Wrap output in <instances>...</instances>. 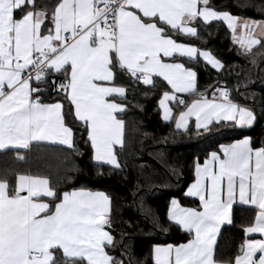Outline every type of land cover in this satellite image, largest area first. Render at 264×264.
<instances>
[{"label":"snow or ice","instance_id":"6c2138e0","mask_svg":"<svg viewBox=\"0 0 264 264\" xmlns=\"http://www.w3.org/2000/svg\"><path fill=\"white\" fill-rule=\"evenodd\" d=\"M211 21L227 25L252 63L264 57V20L217 10L211 0H0V151L48 141L75 152L79 128L92 159L120 169L116 148L123 147L125 121L118 114L126 105L117 101L127 99L128 89L117 74L153 87L154 77L162 78L170 86L159 100L162 119L178 131L187 132L193 116L197 135L213 123L251 126L253 112L226 88H215L211 100L201 94L178 113L169 106L176 93L197 90L196 72L181 60L199 57L216 71L224 68L210 51L175 38L196 37L198 25ZM15 158L25 156L16 151ZM9 174L0 178V264H125L107 251L116 240L106 193H58L40 175L15 172L11 181ZM194 176L186 195L199 207L173 199L168 210L191 238L155 246V264H264V239L247 238L264 234V145L254 147L250 137L220 145L203 163L195 160ZM237 200L255 206V217L243 228L234 260H217L216 236L223 222L231 223Z\"/></svg>","mask_w":264,"mask_h":264},{"label":"trees","instance_id":"16d2710c","mask_svg":"<svg viewBox=\"0 0 264 264\" xmlns=\"http://www.w3.org/2000/svg\"><path fill=\"white\" fill-rule=\"evenodd\" d=\"M54 4L56 0H40ZM217 10L229 11L238 17L264 20V0H211ZM198 49L210 51L224 68L215 71L203 61L181 60L196 74L197 90L185 97V104L193 97L211 96L217 88H226L229 98L249 107L254 115L253 125L247 129L233 126L231 122L213 123L210 132L196 134L193 124L187 132L174 128L173 121L165 123L160 118L158 101L167 86L155 80V86L132 82L127 76L117 74L116 82L127 85V99L118 100L126 105L119 115L125 121L124 144L116 148L120 169L97 164L92 160L90 144L85 143L86 133L74 128L78 151L67 147L32 144L29 150H6L0 152V178L9 170V179L21 172L40 175L58 193L84 188L102 191L112 201L115 248L107 251L125 264H154V245L187 242L191 237L179 226L169 221L167 210L172 199L183 206H197L195 201L184 197V191L194 179V162L202 163L220 145L250 137L254 147L264 143V57L241 54L222 22L198 25V36L175 37ZM45 93V97H47ZM47 101V99L45 100ZM184 104V105H185ZM184 105H181V109ZM71 125V120L69 119ZM16 151L25 159L16 160ZM255 209L233 206L231 223L224 226L218 236L214 255L217 260L232 261L239 254L244 240V226L251 224Z\"/></svg>","mask_w":264,"mask_h":264},{"label":"crops","instance_id":"0c3cea01","mask_svg":"<svg viewBox=\"0 0 264 264\" xmlns=\"http://www.w3.org/2000/svg\"><path fill=\"white\" fill-rule=\"evenodd\" d=\"M212 22H222V21H211V22H209V23H212ZM208 23V24H209ZM223 23V22H222ZM224 24V23H223ZM226 27H227V25L226 24H224ZM228 29V28H227ZM228 31H229V33H230V36H231V39H232V34H231V31L228 29ZM184 37H192V36H184ZM232 41H233V39H232ZM178 42H181V41H178ZM183 43H186V44H190V45H193V44H191V43H188V42H183ZM234 43V42H233ZM235 44V43H234ZM235 45H237V44H235ZM194 46V45H193ZM238 47H239V45H237ZM203 50V49H202ZM197 59H199V60H201V61H203L204 63H206L202 58H199V57H197V58H193V59H191V60H197ZM189 60V59H188ZM210 67V66H209ZM216 71V70H215ZM154 79H158V80H160V81H162L166 86H167V89L168 90H170V86H168L167 85V83L165 82V81H163L162 80V78H159V77H154ZM214 91V90H213ZM213 91H212V93H213ZM212 93H211V96L210 97H207L209 100H211V99H213V95H212ZM192 94H189V93H176V96H177V100L176 101H172V102H169V106L170 107H172L173 108V111L175 112V113H178L179 111H181V110H186V106L187 105H189V104H191L192 103V101H194V100H198V99H200V96H197V97H193L192 99H190V100H188L187 102H186V104L181 108V109H179L180 108V106H181V104H179V99H185V97H188V96H191ZM161 97H162V95H161ZM160 97V98H161ZM216 98H217V100H218V102H219V94H216ZM160 100V99H159ZM118 102V101H117ZM235 103V102H234ZM236 104H238V103H236ZM239 106H242V107H245V108H247L248 110H250V111H252L249 107H246V106H244V105H240V104H238ZM158 108H159V113H160V118H161V120L163 121V122H165V123H168V122H166V121H164L163 119H162V110L160 109V107H159V101H158ZM253 112V111H252ZM254 114V113H253ZM119 115L120 114H118V117H119ZM255 116V115H254ZM255 121V120H254ZM193 124V126H194V128H195V117L193 116V117H191L190 118V121H189V125L190 124ZM254 123V122H253ZM173 124H174V121H173ZM253 125V124H252ZM251 125V126H252ZM210 126V125H209ZM251 126H244V127H239V128H241V129H247V128H249V127H251ZM174 128H175V125H174ZM179 131H183V130H179ZM235 142V141H234ZM33 144H37V142H33ZM39 144H47V145H58V146H63V147H67V146H64V145H60L59 143H52V142H48V141H42V142H39ZM117 147H119V146H117ZM11 150V149H10ZM19 150H24V149H19ZM92 150V149H91ZM219 151V150H218ZM0 152H2V151H0ZM92 155H93V153H92ZM93 160V159H92ZM93 162H95V163H97V164H104V165H108V164H105V163H103V162H96V161H94L93 160ZM203 163V162H202ZM110 166V165H109ZM194 179H195V176H194ZM194 179H193V181H194ZM193 181L187 186V188L185 189V191H184V197L185 198H187V199H189V200H191V201H195L196 203H197V206H183V205H181L179 202V204H180V206L181 207H191V208H198L199 207V200L197 199V198H195V197H189V196H187L186 195V192H187V189H188V187L193 183ZM173 200V199H172ZM171 200V201H172ZM177 200V199H176ZM171 201H170V203H169V207H168V210H169V208H170V206H171ZM178 201V200H177ZM233 206H243V207H247V208H254L255 209V211H256V208H255V206H252V205H245V204H242V203H240L238 200L233 204ZM233 208V207H232ZM168 210H167V217H168ZM231 213H232V209H231V212H230V217H231ZM256 213V212H255ZM169 219V218H168ZM170 222H172L173 224H175V225H177L174 221H171V220H169ZM230 223L229 222H227V221H225V222H223L222 224H221V226H220V229H219V232L217 233V236H216V242H217V239H218V236H219V233H220V231H221V229L224 227V226H227V225H229ZM178 226V225H177ZM180 228V227H179ZM181 229V228H180ZM182 230V229H181ZM183 232H186L185 230H182ZM187 233V232H186ZM244 237H245V234H244ZM248 239H264V234H260V233H252V234H249L248 235V237H247ZM245 239V238H244ZM165 245H168V244H165ZM165 245H154L153 247H152V260H153V263L155 264V260H154V257H153V249H154V247L155 246H165ZM215 246H216V243H215ZM215 246H214V251H215ZM259 255H260V253L259 252H257L256 253V256H255V258L256 259H258L259 258Z\"/></svg>","mask_w":264,"mask_h":264},{"label":"built area","instance_id":"2783aa9c","mask_svg":"<svg viewBox=\"0 0 264 264\" xmlns=\"http://www.w3.org/2000/svg\"><path fill=\"white\" fill-rule=\"evenodd\" d=\"M219 88H221V87H219ZM216 94H219V93L217 92ZM261 145H264V143H262ZM261 145H260V146H261Z\"/></svg>","mask_w":264,"mask_h":264}]
</instances>
